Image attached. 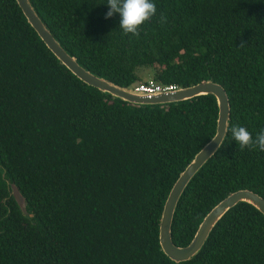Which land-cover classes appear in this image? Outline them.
<instances>
[{
	"label": "trees",
	"instance_id": "obj_1",
	"mask_svg": "<svg viewBox=\"0 0 264 264\" xmlns=\"http://www.w3.org/2000/svg\"><path fill=\"white\" fill-rule=\"evenodd\" d=\"M30 2L79 64L118 86L147 67L163 85L225 89L229 130L177 201L176 246L231 192L264 198V152L240 150L230 131L264 130V0H153L156 15L138 38L123 32L119 13L106 18L107 0ZM217 117L212 94L133 104L84 83L16 0H0V264H264V214L247 202L190 259L175 262L160 246L168 193Z\"/></svg>",
	"mask_w": 264,
	"mask_h": 264
},
{
	"label": "water",
	"instance_id": "obj_2",
	"mask_svg": "<svg viewBox=\"0 0 264 264\" xmlns=\"http://www.w3.org/2000/svg\"><path fill=\"white\" fill-rule=\"evenodd\" d=\"M16 2L23 11L28 22L35 29L45 45L60 60V62L64 64L81 81L97 88L104 93H109L113 97L122 99L128 103L150 105L177 102L202 94H212L216 98L218 117L215 134L195 154L186 168L180 173L168 193L161 213L159 222V242L161 249L171 260L180 262L188 260L196 255L204 244L215 223L230 208L239 202L250 203L264 214L263 197L249 189L236 190L227 195L206 214L188 245L183 247L176 246L171 240V223L177 201L188 182L206 163V161L215 154L226 135H224V128H227L228 126L229 101L225 89L222 85L216 82L205 80L188 87L179 88L173 92L155 93L151 96H146L143 93L135 91L134 88H131V86H118L102 77L93 74L81 64H79L76 58L69 54L46 28L45 24L34 10L30 0H16ZM216 137L217 139L214 141ZM12 194L22 212L26 214L24 198L15 186H12Z\"/></svg>",
	"mask_w": 264,
	"mask_h": 264
},
{
	"label": "clouds",
	"instance_id": "obj_3",
	"mask_svg": "<svg viewBox=\"0 0 264 264\" xmlns=\"http://www.w3.org/2000/svg\"><path fill=\"white\" fill-rule=\"evenodd\" d=\"M107 4L109 5V11L106 18L112 17L114 13H119L121 17L120 28L125 34H132L137 38L140 35L141 26L149 22L157 12L153 0H107ZM228 130L224 128V135ZM230 131L240 150L245 148L255 150L258 148L261 152H264V130L258 132L255 138L245 127L238 125L232 126Z\"/></svg>",
	"mask_w": 264,
	"mask_h": 264
},
{
	"label": "built area",
	"instance_id": "obj_4",
	"mask_svg": "<svg viewBox=\"0 0 264 264\" xmlns=\"http://www.w3.org/2000/svg\"><path fill=\"white\" fill-rule=\"evenodd\" d=\"M179 89L176 85H163L155 82L154 80H148L146 82H141L134 87V90L143 93L146 96H151L155 93L173 92Z\"/></svg>",
	"mask_w": 264,
	"mask_h": 264
},
{
	"label": "rangeland",
	"instance_id": "obj_5",
	"mask_svg": "<svg viewBox=\"0 0 264 264\" xmlns=\"http://www.w3.org/2000/svg\"><path fill=\"white\" fill-rule=\"evenodd\" d=\"M138 80L131 85V88H134L135 86L138 85V83L141 82H146L148 80L152 79V69L147 68V67H139L136 70Z\"/></svg>",
	"mask_w": 264,
	"mask_h": 264
}]
</instances>
